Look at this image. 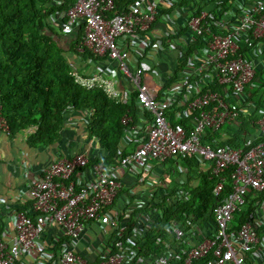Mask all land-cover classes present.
<instances>
[{"label": "built area", "instance_id": "1", "mask_svg": "<svg viewBox=\"0 0 264 264\" xmlns=\"http://www.w3.org/2000/svg\"><path fill=\"white\" fill-rule=\"evenodd\" d=\"M116 1L72 0L62 18L56 16L58 24L54 22L62 33L82 27L77 52L87 49L117 64L135 90L138 105L152 114L146 137L140 146L121 155L116 165L90 163L89 152L50 162L40 177L28 182L29 199L16 198L11 229L0 234V264H264V236L257 232L258 222L249 218L239 228L232 227L247 193H264V117L257 122L258 139H245L240 148L214 140L226 124L245 114L237 101L255 77L257 60L246 58L242 49L254 48L264 40V0H226L225 8L199 3L177 7V0H131L121 11ZM179 27V37L169 40ZM145 34L168 39L181 49L178 79L170 86L165 77L150 70L149 56L141 59L148 67L131 66L129 51H161L158 42L151 43ZM190 47L194 55L186 58ZM192 80L210 86L193 91ZM96 83L110 87L100 75L87 85ZM184 89L187 97L179 101L183 107L177 111V99ZM0 128L9 134L1 118ZM208 135L214 137L211 143H207ZM189 157L210 165L216 199L211 210L213 229L190 242L187 235L192 231L173 220L171 234L174 240L184 241L187 249L176 246L171 250L166 244L160 255L140 252L134 240L141 235L124 238L125 217L115 211L114 202L124 190L117 169L146 174L150 165ZM227 182L232 191L222 197ZM263 214L264 200L258 218ZM90 223L110 227L116 241L87 259L77 252L76 244ZM51 229L59 230L63 239L52 235Z\"/></svg>", "mask_w": 264, "mask_h": 264}, {"label": "crops", "instance_id": "2", "mask_svg": "<svg viewBox=\"0 0 264 264\" xmlns=\"http://www.w3.org/2000/svg\"><path fill=\"white\" fill-rule=\"evenodd\" d=\"M196 3L200 5L206 4L205 6L209 8H213L216 4L223 6V8L228 5L226 0H184V2L177 0V7H187ZM53 4L61 7V4L55 1ZM63 12L64 10L60 11L57 15L62 18ZM177 30L176 35H170L169 40L179 37L182 28L179 27ZM78 33L79 29L74 28L66 38L68 37L67 39L73 41L78 36ZM82 34L80 37H82ZM144 37L148 41H151V43L158 42L161 51H152L149 54H145L131 50V52L129 51L130 57L132 56L131 66L141 67L144 65V60L142 64L141 59L144 56H149V62L153 64L150 70L157 72V75L160 77H165L167 85L170 86L178 79L177 62L181 61V49L176 44H171L165 38L158 39L156 36H148L147 34ZM170 45L171 49L169 48ZM194 51V48L190 47L184 54V57L193 56ZM243 53L246 58L257 60L255 77L245 90L243 99L240 98L237 101V105L245 114L241 115L240 119L236 122L226 124L215 135L216 138L208 135V143L212 142L210 141L212 138L217 143L223 142L226 138L229 139L235 131H239L244 125H246L247 129L240 132V142L243 143L245 139H258L257 122L264 117V40L261 41V44H257V46L254 44V48L244 50ZM65 55L71 67L70 76L84 90H99L115 105L128 104L133 96L136 111H132L135 108H128L120 117V123L125 129L116 151L117 154L115 153V159L110 163H105L102 160L94 163L106 166L116 165L121 155L123 156L133 151L144 141L147 133L145 129L152 120V114L138 105L135 90L117 69L118 66L114 61L94 55L96 59L87 58L80 53H73L70 50ZM183 64L184 61L181 65ZM144 66L148 67L147 65ZM98 75L110 83L109 88L103 85L97 86V83L90 87L87 85L93 77H97ZM169 80L172 81L170 84ZM202 83L203 85L198 80H192L191 89L193 91L201 90V88L204 90L207 86H210L205 82ZM213 89L216 90L217 88ZM185 97H187L186 89L182 91L177 99V111L182 109L183 106L179 104V101ZM94 115L95 111L93 109H69L66 113V122L61 140L46 147H33L29 144V138L33 133L32 130L26 129L21 133L7 134L0 128V214L3 210L7 211L2 232L11 229L12 213L16 210L15 203L17 196H21L25 200L29 199L28 182L36 177H40L44 168L50 162L59 158L70 159L81 152H89V156L93 155L97 159L99 157L102 159L106 157V151H103L98 139L91 136L88 129L90 118ZM186 125L189 124L186 123ZM130 138L132 139L130 140ZM195 160L198 166V174L208 171V164L199 165L196 157ZM147 170L146 174L140 173L139 175H135L128 169H117V174L124 185V190L122 198L118 197L115 200L114 207L115 211L120 212V215L122 214L125 217L126 224L124 227L126 232L129 225L133 224L131 234L139 233L142 235L151 226V219L154 218L155 220L156 216L159 215L157 210H161L162 205L167 207L176 202L189 201L191 194L188 191V187L199 185V180L192 177L193 174L189 173L188 167L186 168L179 160L162 165H150ZM178 197L180 200H178ZM182 197L183 199L181 200ZM124 198L127 199V202ZM132 208L141 211L134 218L131 215ZM146 208L151 210L149 211L148 209V212H146ZM126 213L127 215H125ZM143 213L149 216L142 218ZM190 218L187 224H191V227H186L189 229L186 231H192L190 236L187 235L191 242L201 239L205 230L213 229L214 221L212 214L210 217ZM203 218H205L204 222ZM258 226L264 236V214L259 217ZM59 232L57 229H51L52 235H58V238L62 240L63 238L60 236L62 233ZM115 241V231L110 227L102 226L98 223H90L78 240L76 248L82 257L89 259L93 257L97 249L107 250L109 247H113ZM166 243L168 244V242Z\"/></svg>", "mask_w": 264, "mask_h": 264}, {"label": "trees", "instance_id": "3", "mask_svg": "<svg viewBox=\"0 0 264 264\" xmlns=\"http://www.w3.org/2000/svg\"><path fill=\"white\" fill-rule=\"evenodd\" d=\"M71 1L58 7L52 0H0V118L5 122L9 134L34 129L29 144L33 147H46L61 140L69 109H93L95 115L90 118L88 129L90 135L98 139L107 155L103 159L90 155L89 162L102 160L110 163L115 159L125 129L120 123V117L128 108H135L132 111H136V105L133 96L128 104L115 105L101 91H86L70 76L71 67L65 55L67 51L96 59L87 49L76 51V46L81 40L82 27L78 28V36L71 41L66 38L69 33H62L54 22L58 24L57 14L65 10L67 3ZM130 1L117 0L118 10L121 11ZM244 50L246 49L243 48L242 51ZM171 82L169 80V84ZM244 129H247L246 125L235 131L229 139L218 142L219 145L242 147L239 134ZM179 162L188 167L192 177L199 180V185L188 187L191 194L189 201L176 202L167 207L162 205L161 210H157L159 215L155 220L151 219L148 230L134 240L136 247L141 249L140 252L145 250L160 255L166 242L171 250L176 246L178 250L187 249L184 241L174 240L169 229L170 223L179 220L187 225L186 227H191L187 224L190 217H210L212 214L216 199L212 193L214 180L210 177V165L208 171L198 174L195 157ZM231 191L230 182H227L222 197ZM263 200L264 193H247L232 227L239 228L249 221V218L253 223L258 222L257 214ZM148 209L146 208V212ZM131 212L134 218L141 211L132 208ZM6 214V210L0 214V234L4 229ZM132 225H129L124 238L132 235ZM256 229L263 236L260 229ZM178 250L176 253L180 254Z\"/></svg>", "mask_w": 264, "mask_h": 264}]
</instances>
